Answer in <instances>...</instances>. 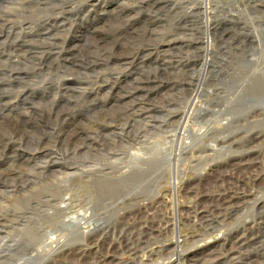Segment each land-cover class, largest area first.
<instances>
[{
    "label": "bare ground",
    "instance_id": "6f19581e",
    "mask_svg": "<svg viewBox=\"0 0 264 264\" xmlns=\"http://www.w3.org/2000/svg\"><path fill=\"white\" fill-rule=\"evenodd\" d=\"M54 1L36 0L35 3L47 8ZM206 5L204 13L207 14L210 4ZM97 6L101 8L98 3ZM90 38L91 44L78 49L76 54H72L75 47L67 49L68 53L62 61L64 67H61L66 77L69 71L82 73V69L70 67H82L91 74L99 66L98 59L104 56L102 53L97 56L96 50H100L103 38ZM209 49L212 46L207 41L202 53ZM108 53L110 55H106L105 61L115 56L118 59L116 64L121 62L119 58L122 55ZM23 54L32 57L35 50L30 47ZM203 58L202 73L210 64L208 59ZM258 59L246 62L247 66L255 65L257 69L237 91L227 89V94L196 88L185 107L170 110L165 117L157 115L160 114L157 103L152 105L155 100L147 95L143 97L141 92L129 97L117 94L116 101L129 99V108L124 107L117 118L112 115L113 123L120 122L119 135L125 138L117 141L114 140L115 135L108 134V131L106 134L96 130V136L84 133L86 129L72 122L71 113L74 111L65 109L66 104L55 103L56 121L65 124L58 132L61 138L60 157L49 151L43 152L32 172L37 177L51 178L55 182L48 181L45 188L41 186L42 190H36L30 175L18 171L0 173V179L13 183L11 189L21 188L20 191H24L29 187L27 197L22 195V200L18 199L14 207L6 206L0 212V264H126L122 261L124 255L130 256L134 264H264V204L257 203L252 206L256 210L253 220L230 231L225 239L231 244L229 252L223 244L211 253L197 255V245L218 231L219 223L238 220L247 204L246 195L241 196L236 187L230 188L227 196L225 192L221 193L222 190L202 193V189L198 188L201 177L196 171L201 168L204 159L218 155L216 152L225 148L215 151L210 148L211 144L220 142L225 145L226 141L237 138L238 141L233 140L226 147L228 153L236 146L231 151L233 153L246 147L252 149L263 139L262 132L240 137L244 134L243 129L246 131L247 126L255 122L249 118L252 112L258 109L252 117L255 119L261 116L259 112L264 111V100L253 105L249 100H242L251 81L258 82L264 91V55L263 59ZM89 66L93 69L90 72L86 70ZM19 79L16 78V81ZM66 82L63 93L75 92L74 88L67 86L71 84L68 79ZM139 89L140 86H135L129 94ZM200 98L204 99L201 107L198 105ZM23 103L19 108H12L9 116L3 115L0 107V118H6L2 119L0 126L1 154L10 139L17 138L27 144L35 139L31 126H38L40 117L33 110V105ZM244 111L246 113L236 118ZM191 123L208 128L203 133L194 134ZM225 133L230 134L228 140L220 137ZM35 142L39 145L42 140L36 138ZM228 177L229 181L237 180L232 174ZM68 183L72 185H65ZM121 184L126 186L121 187ZM69 186H72L71 189H68ZM70 190L75 195L62 207L64 196ZM144 191H152L160 197L155 201L151 195L152 198L140 201L139 195ZM177 198L181 199L177 212L163 209L169 201L174 202ZM202 205L206 208L205 215L200 214L197 223L190 222L192 214L201 212ZM88 224L97 225L92 231L83 232Z\"/></svg>",
    "mask_w": 264,
    "mask_h": 264
},
{
    "label": "rangeland",
    "instance_id": "374dc122",
    "mask_svg": "<svg viewBox=\"0 0 264 264\" xmlns=\"http://www.w3.org/2000/svg\"><path fill=\"white\" fill-rule=\"evenodd\" d=\"M32 1L34 2L0 0L1 113L5 116L11 114L9 111L12 108H19L25 101L26 104L33 105V110L40 117L39 125L31 126L35 139L30 144L17 138L6 143L2 154L0 153V173L18 171L30 175L36 190H42L54 181L32 174L40 155L49 151L60 157L61 138L58 132L65 124L56 121L55 103L66 104L65 109L74 111L71 113L72 122L81 125V129H86L83 130L84 133L96 136L99 130L106 134L108 131V134L115 135L114 140L117 141L123 136L119 135L120 122L113 123V120L123 112L124 107L129 108V99L116 101V96L129 97L141 92L143 97L147 95L149 99L155 100L152 105L157 103L160 111L157 115L165 117L170 110L185 107L196 88L202 87L205 92L216 90L227 94L228 90L237 91L251 79L257 69L255 65L247 66L246 62L256 58L259 60V57L263 59L264 55V0H98L100 3L97 0H56L47 8L36 5V0ZM97 3L101 8L96 7ZM206 4H210L207 14L204 13ZM54 18H58L56 22L53 21ZM90 37L103 38L100 50H96L97 56L101 53L104 56L103 59H98L99 66L91 74L86 73L82 67L69 66L74 70L82 69V73L73 74L69 71L66 77L61 67H64L62 61L68 53L67 49L75 47L72 54H76L78 49L91 44ZM207 41L211 42L212 49L203 54ZM30 47L35 50L36 56L23 54ZM37 48L39 49L36 50ZM108 52L122 55L119 58L121 62L116 64L118 59L115 56L105 61L106 55H110ZM203 56L210 64L202 73ZM94 60L93 58L92 61ZM89 67L86 70L90 72L93 69ZM16 78L20 79L16 81ZM65 78L71 83L67 86L74 88L75 92L63 93L62 88L67 83ZM143 85L148 87H141ZM135 86H140V89L129 94ZM203 100L199 99V106ZM242 100H249L251 105L262 102L264 91L260 84L251 81ZM254 111L249 117L250 121H255L254 124L247 126L246 131L243 129L244 134L240 137H251L252 134L261 132L264 134V111L259 112L260 117L253 119V114L258 109ZM244 113L246 111L237 114L236 118ZM3 118L5 117L0 118V126ZM123 123L125 124L121 122L122 125ZM191 124L194 134L203 133L208 128L205 125ZM87 134L85 135L88 136ZM220 137L228 140L230 134L225 133ZM36 138L42 140L39 145L34 144ZM262 138L253 145L255 148L246 147L241 150L242 153L240 150L231 152L236 146L231 151L228 150L232 154L227 153L226 147L237 138L226 141L225 145L220 142L210 145L215 151L225 148L216 152L218 155L201 162V168L196 171L201 177L198 188L202 189V193L222 190L221 193L225 192L227 196L230 188L236 187L241 196L246 195L247 204L238 220L219 223V230L197 245V255L211 253L223 244L229 252L231 244L225 242L229 233L253 220L256 212L252 208L254 204H264V137ZM230 174L237 180L234 178L229 181ZM120 182L125 184L123 180ZM123 184L121 187L126 186ZM11 185V181L0 179V192L6 193L0 194V212L6 206L14 207L18 199L21 201L23 196L29 195V187L20 191L21 188L11 189ZM73 192L70 190L64 196L65 203H62V207L75 195ZM151 192L141 193L140 201L153 196V200H158L160 196ZM8 193L11 194L7 195ZM180 201L178 198L174 202L169 201L163 209L175 213ZM205 211L206 208L202 205L201 212L192 214L190 222L197 223L199 215H205ZM96 225L88 224L82 231H92ZM122 261L134 264L128 255L122 256Z\"/></svg>",
    "mask_w": 264,
    "mask_h": 264
}]
</instances>
